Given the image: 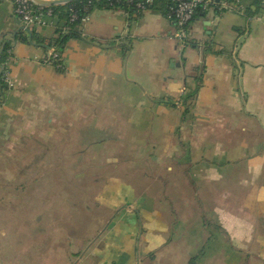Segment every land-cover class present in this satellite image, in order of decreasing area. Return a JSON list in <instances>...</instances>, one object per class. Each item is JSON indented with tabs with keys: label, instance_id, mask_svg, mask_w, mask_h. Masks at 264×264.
I'll return each mask as SVG.
<instances>
[{
	"label": "crops",
	"instance_id": "obj_1",
	"mask_svg": "<svg viewBox=\"0 0 264 264\" xmlns=\"http://www.w3.org/2000/svg\"><path fill=\"white\" fill-rule=\"evenodd\" d=\"M167 1L91 10L60 70L42 62L57 19L26 26L0 0V238L14 159L16 186L44 185L34 249L0 246V264H264V0L199 13L183 45ZM61 144L84 145L91 163L44 167ZM62 175L101 179L82 186L78 232L72 183L64 201L45 196Z\"/></svg>",
	"mask_w": 264,
	"mask_h": 264
},
{
	"label": "rangeland",
	"instance_id": "obj_2",
	"mask_svg": "<svg viewBox=\"0 0 264 264\" xmlns=\"http://www.w3.org/2000/svg\"><path fill=\"white\" fill-rule=\"evenodd\" d=\"M88 146V145H86ZM62 149V158L57 161V160H46L44 161V167L46 168H51V167H61L62 170L65 168H78V169H84L85 166H88V164L91 163V161L86 160L83 157V152L84 151V145L82 144H61L60 145ZM50 148H52V145H50ZM20 150L18 149V152ZM72 152V153H71ZM75 153V154H74ZM0 166H8L7 161L4 159L0 160ZM29 168H35L36 167V161H29ZM13 168L14 171V187L13 191L15 193V197H10L8 202L13 203V208H9L8 212L12 211V230H8L7 236L3 238H0V246L1 247H12L13 250L16 249H21L23 245L28 246L31 249H34L35 244L38 241V236L35 235L32 238L31 233H34L37 231L38 224L36 223V218H37V209L34 208L36 205V202L39 199L43 198V189L44 185L40 188V191H37V187L32 185L28 189H20L19 185V179H20V171L22 168V161L18 159H14L13 161ZM77 169V170H78ZM63 172V171H62ZM64 173V172H63ZM4 175L0 176V179L3 178ZM91 178V180H89ZM88 179V183H85V180ZM76 184L78 191L76 192L75 188L72 186V184ZM92 183V184H91ZM101 179L99 176L96 177H83V176H71V175H62L61 176V187H62V192L59 191L60 184L58 186V183L52 182L49 186L45 185V188L47 190V194L45 195L47 198H54L55 199H60L64 201L67 197H65L68 193L64 192L63 189L71 184L70 187V197L71 199H76L77 205H69V208L71 209V214H73V217L71 219V227L75 232H78L79 229L81 228L83 222L88 220V211L84 208H82L84 205L85 200V194H81V189H84L82 186H87L90 187V190H97L100 186ZM89 184V185H88ZM61 190V189H60ZM85 190V189H84ZM17 191V192H16ZM80 191V192H79ZM4 191H2V194ZM80 193V194H79ZM96 195H98V192H93L92 197L93 199H96ZM89 196V195H88ZM63 210V209H62ZM70 213V211L68 212ZM28 219V226H29V231H26V220ZM4 221V220H3ZM7 222V227H10L11 221L9 219L6 220ZM2 224V221L0 222ZM1 227V226H0ZM28 234V235H27ZM24 247V248H25ZM18 250V251H19Z\"/></svg>",
	"mask_w": 264,
	"mask_h": 264
},
{
	"label": "built area",
	"instance_id": "obj_3",
	"mask_svg": "<svg viewBox=\"0 0 264 264\" xmlns=\"http://www.w3.org/2000/svg\"><path fill=\"white\" fill-rule=\"evenodd\" d=\"M13 4L14 14L26 26L44 25L47 18H52V11L48 9L50 6H44L36 3L34 0H11ZM51 1V0H45ZM128 3H134L135 8L142 12L153 0H126ZM68 4V3H66ZM65 5V4H60ZM240 5V0H170L166 8V18H168L175 26L174 37L182 45L188 38V27L191 21L199 13L208 11H224L235 10ZM86 9V7H85ZM70 20L77 19L76 10L69 8ZM88 19V13L81 18V24ZM62 48L55 44L47 47L46 54L42 58L45 64H53L57 68H62Z\"/></svg>",
	"mask_w": 264,
	"mask_h": 264
},
{
	"label": "trees",
	"instance_id": "obj_4",
	"mask_svg": "<svg viewBox=\"0 0 264 264\" xmlns=\"http://www.w3.org/2000/svg\"><path fill=\"white\" fill-rule=\"evenodd\" d=\"M158 1L159 0H153L151 5H155ZM169 1L170 0L167 1V4L163 10V14L165 17L167 16L166 8L169 4ZM151 5H148V7H150ZM70 7H73L76 10L78 16L77 19L74 21L70 20V11H69ZM96 8H102V9L121 8L136 16L141 13L135 8L134 3H128L126 0H74L65 5H52L48 7V9L52 11V17L57 19V24H56L57 37L54 40V44L59 48H62V46L69 39L80 38L81 18L85 14L87 13L89 14L91 10ZM37 44H41L45 48L48 46V44H45L43 42L41 43L40 41H37ZM6 49L7 47H5L4 52ZM0 60H3V57H1ZM0 85L3 86L1 79H0Z\"/></svg>",
	"mask_w": 264,
	"mask_h": 264
},
{
	"label": "water",
	"instance_id": "obj_5",
	"mask_svg": "<svg viewBox=\"0 0 264 264\" xmlns=\"http://www.w3.org/2000/svg\"><path fill=\"white\" fill-rule=\"evenodd\" d=\"M36 3L44 5V6H52V5H60V4H66L70 3L74 0H51V1H45V0H34Z\"/></svg>",
	"mask_w": 264,
	"mask_h": 264
}]
</instances>
